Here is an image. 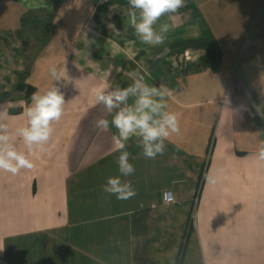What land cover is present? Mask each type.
I'll list each match as a JSON object with an SVG mask.
<instances>
[{
    "label": "crops",
    "instance_id": "obj_1",
    "mask_svg": "<svg viewBox=\"0 0 264 264\" xmlns=\"http://www.w3.org/2000/svg\"><path fill=\"white\" fill-rule=\"evenodd\" d=\"M127 8V0H0V123L12 135L27 124L31 98L15 89L23 75L34 92L53 84L65 99L48 151L29 157L35 167L0 172V264H177L181 248L180 264H264V162L255 158L264 140V0H186L156 25L170 31L155 47L137 39ZM27 15L49 19L45 37L29 40ZM131 72L169 90L181 131L155 159L128 142L135 173L121 179L136 195L117 200L103 191L120 175L116 129L95 127L111 116L93 89L126 87Z\"/></svg>",
    "mask_w": 264,
    "mask_h": 264
},
{
    "label": "clouds",
    "instance_id": "obj_2",
    "mask_svg": "<svg viewBox=\"0 0 264 264\" xmlns=\"http://www.w3.org/2000/svg\"><path fill=\"white\" fill-rule=\"evenodd\" d=\"M127 3L128 22L135 36L142 44L155 47L165 42L166 34L170 31L167 23L160 24L158 29L156 25L162 17L178 13L186 5V0H127ZM50 75L53 81L63 77L55 67L50 69ZM127 75L132 83L126 87L116 85L113 88L104 83L93 89L95 102L103 104L111 116V119H97L95 127L100 132L116 129V134L112 136V150L119 153L117 165L120 175L107 178L103 191L117 200H128L136 195L131 182L121 179L135 173V167L130 163L131 153L127 150L128 142L135 138L142 155L155 159L157 155L164 154L165 142L181 131L179 113L169 110V90L163 85L157 87L148 84L145 75L139 72ZM64 105V94L52 84L44 92L32 93L31 103L24 113L27 124L17 128L15 135L9 133L6 124L0 123V172L15 176L22 169L31 170L35 167L29 157L37 152L48 151V142L55 131L53 125L61 120ZM17 137L22 140L27 153L17 149L14 143ZM255 158L264 162V140L259 141ZM206 179L214 182L211 176Z\"/></svg>",
    "mask_w": 264,
    "mask_h": 264
},
{
    "label": "rangeland",
    "instance_id": "obj_3",
    "mask_svg": "<svg viewBox=\"0 0 264 264\" xmlns=\"http://www.w3.org/2000/svg\"><path fill=\"white\" fill-rule=\"evenodd\" d=\"M49 19L48 18H44V19H41V20H38L37 22H35L34 24L32 23H28L26 24V27H27V37L29 38V40L35 38V39H42L43 37H45L46 35V32H47V29L49 27ZM31 28V29H30ZM32 31L31 33H33L32 36L30 31ZM30 33V35H29ZM31 38V39H30ZM34 42V46H38L40 44L41 41H33ZM31 53V52H30ZM29 57V56H27Z\"/></svg>",
    "mask_w": 264,
    "mask_h": 264
},
{
    "label": "trees",
    "instance_id": "obj_4",
    "mask_svg": "<svg viewBox=\"0 0 264 264\" xmlns=\"http://www.w3.org/2000/svg\"><path fill=\"white\" fill-rule=\"evenodd\" d=\"M35 22H37V21H34V19H32L28 15L23 17V24L24 23H26V24H28V23L34 24ZM27 72H28V66H27ZM23 78H24V75L21 76V79L18 81L15 89H16V91H20V92L22 91L24 93V96L28 100V99L31 98V95L34 92V87L31 86L30 84L25 83ZM181 257H182V248H181V251L179 252L178 257H177V264H180Z\"/></svg>",
    "mask_w": 264,
    "mask_h": 264
},
{
    "label": "built area",
    "instance_id": "obj_5",
    "mask_svg": "<svg viewBox=\"0 0 264 264\" xmlns=\"http://www.w3.org/2000/svg\"><path fill=\"white\" fill-rule=\"evenodd\" d=\"M162 200L163 202L165 203H169L172 201V195H171V192L166 190L162 193Z\"/></svg>",
    "mask_w": 264,
    "mask_h": 264
}]
</instances>
